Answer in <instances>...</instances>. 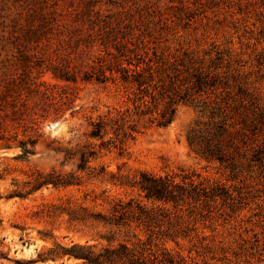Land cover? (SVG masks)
<instances>
[{
	"label": "rangeland",
	"instance_id": "rangeland-1",
	"mask_svg": "<svg viewBox=\"0 0 264 264\" xmlns=\"http://www.w3.org/2000/svg\"><path fill=\"white\" fill-rule=\"evenodd\" d=\"M96 17L122 20L120 52L95 46L81 58L121 54L120 58L150 61L166 84L164 97L156 93L154 102L144 97L147 109L133 102L135 88L78 79L80 113L46 123L44 135L63 144L75 143V134L87 129L89 118L126 112L135 128L132 139L121 151H103L92 165L104 167L107 173L120 170L129 175L189 172L209 186H218L222 195L202 216L193 215L188 230L175 240L161 236L146 240L133 228L111 232L109 227L69 216L79 206L106 212V206L85 199L91 191L106 190L121 198L137 197L136 191L90 182L81 187L42 188L24 199L7 198L15 188L13 181L21 184L29 170L70 171L73 166L61 168L58 157L42 144L28 162L11 160L19 150L0 151V264H85L67 256L40 261L38 254L73 244L97 249L122 242L136 246L137 238L143 241L139 244L143 264H264V0H0V61L18 63L26 87L33 88L38 80L58 83L30 58H74L67 50L59 52L68 38L62 25L72 29L80 19ZM50 18L56 19L51 31L42 26ZM47 38L49 45H45ZM194 73L211 84L199 91L192 88ZM168 95L175 102L173 119L158 127L152 119ZM136 105L142 110L138 116ZM219 125L221 134L214 137ZM215 145L224 161L204 152Z\"/></svg>",
	"mask_w": 264,
	"mask_h": 264
},
{
	"label": "trees",
	"instance_id": "trees-1",
	"mask_svg": "<svg viewBox=\"0 0 264 264\" xmlns=\"http://www.w3.org/2000/svg\"><path fill=\"white\" fill-rule=\"evenodd\" d=\"M55 21L50 18L42 26H48L51 31ZM121 23L119 18L116 21H101L96 17L92 20L80 19L72 29L66 24L62 25V32H67L68 38L59 47V52L67 50V55L74 58H30L36 68L49 72L58 83L38 80L33 88L26 87L27 80L20 73L18 63L0 61V69L4 70L0 74V151L19 150L11 160L28 162L27 158L34 155L36 147L42 144L52 157H58L56 160H60L61 168L69 164L73 166L70 171L54 168L48 172L29 170L24 173L26 179L21 184L13 181L15 188L7 198L24 199L42 188L65 189L81 187L90 182L107 183L123 190L136 191L137 197L121 198L108 194L106 190L98 194L91 191V195L86 194L85 199L89 197V203L94 206H106V212H92L79 206L69 213L70 218L95 222L109 227L110 231H128L133 228L146 236V240L158 239L159 236L175 240L188 230L193 215L202 216L210 204L221 197L220 188L209 186L195 174L184 171L163 175L140 171L129 175L120 173V170L107 173L104 167L92 165L103 151H121L126 140L132 139L135 128L130 124L133 121L130 114L118 112L109 116L110 112H107L98 115L96 119L89 118L87 129L81 134H75V143L69 140L63 144L59 140L49 139L42 132L46 123L64 121L66 114L75 118L80 113L82 107L76 104L78 93L75 84L78 79L101 84L111 82L129 90L135 88L133 102L139 101L147 109L150 107L143 101L144 97L149 96L153 102L157 100L156 93L164 97L166 84H163L160 74H156L158 70L152 68L150 61L146 62L143 58H120L121 54L113 58H81L95 46L106 49L111 47L119 53L122 46L118 41ZM36 41H39V37ZM49 44L50 38H47L45 45ZM36 54L42 55L40 51ZM84 59L88 61L85 64ZM191 83L192 88L198 91L211 84L200 73L193 74ZM170 84L172 82L169 83L172 86ZM167 98L158 116L152 119L158 127H166L173 119L175 102L169 95ZM140 108L141 105L135 106V116L142 114ZM221 131L219 125L214 137L220 135ZM189 143H194L192 138H189ZM204 152L219 161L225 160L217 145ZM2 171L5 172L6 168ZM2 178L3 173H0ZM137 242L136 246L122 242L99 249L89 244H73L68 248L56 246L47 255L38 254V259L45 261L50 257L55 259L67 256L85 264H143L144 250L139 246L143 241L137 238Z\"/></svg>",
	"mask_w": 264,
	"mask_h": 264
},
{
	"label": "water",
	"instance_id": "water-1",
	"mask_svg": "<svg viewBox=\"0 0 264 264\" xmlns=\"http://www.w3.org/2000/svg\"><path fill=\"white\" fill-rule=\"evenodd\" d=\"M51 126H54V125H51Z\"/></svg>",
	"mask_w": 264,
	"mask_h": 264
}]
</instances>
